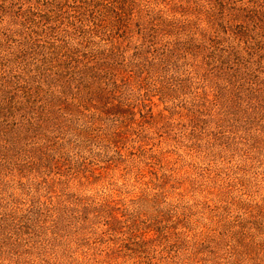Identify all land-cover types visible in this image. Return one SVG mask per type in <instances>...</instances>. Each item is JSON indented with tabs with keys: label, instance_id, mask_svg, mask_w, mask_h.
<instances>
[{
	"label": "rangeland",
	"instance_id": "374dc122",
	"mask_svg": "<svg viewBox=\"0 0 264 264\" xmlns=\"http://www.w3.org/2000/svg\"><path fill=\"white\" fill-rule=\"evenodd\" d=\"M90 1L0 0V264H264V0Z\"/></svg>",
	"mask_w": 264,
	"mask_h": 264
},
{
	"label": "trees",
	"instance_id": "16d2710c",
	"mask_svg": "<svg viewBox=\"0 0 264 264\" xmlns=\"http://www.w3.org/2000/svg\"><path fill=\"white\" fill-rule=\"evenodd\" d=\"M97 0H92L90 1V3L92 5H99V3L96 2ZM112 3L115 2L118 4V9L121 10V14L123 13L122 17H118L120 18L119 21L117 22L116 20H112L110 23H109V26L111 25L112 27V31H115L114 33H118L119 30L123 29V28H128L129 26H127L128 24H126V19H128L130 16H131V13H132V9H133V6L134 4L136 3L135 0H110ZM220 8L224 9V5L222 3H220ZM107 12V11H106ZM121 16V15H120ZM235 19L236 18H241V17H244L247 19V21H252L254 22V16H245V15H241V14H236L235 16ZM101 21V20H100ZM104 21V20H103ZM102 21V22H103ZM148 23L150 24V27L147 28V31H146V35L147 37H150L152 36L153 33H156V35L162 31V28H161V24H164V22H158V19L155 18V17H152V18H149L148 20ZM168 23H171V25H173V27L177 28V23H180V22H175V21H169ZM244 29H245V26H243ZM226 27L224 25H220L219 28H215L214 29V33L215 34H218L219 32L223 31L224 33H226ZM241 34H245L244 32L241 31ZM216 39H211L210 38V42H214ZM216 44L219 43V41H216L215 42ZM116 49V48H112V52L113 50ZM234 55V54H233ZM83 58H82V61H85L86 60V64L84 65L85 67L87 66V64L89 63L88 60L94 58V55H88L87 53H84L83 55ZM77 61L79 62L80 60L77 59ZM87 70H92L90 68H86ZM119 109L123 110V106L121 105H118L117 106ZM97 127L96 125L93 126V128ZM90 128L92 127H89L88 129L90 130ZM105 137H108V136H105Z\"/></svg>",
	"mask_w": 264,
	"mask_h": 264
}]
</instances>
